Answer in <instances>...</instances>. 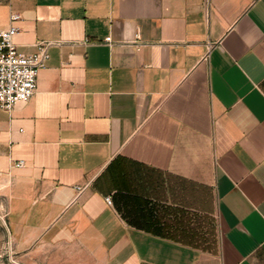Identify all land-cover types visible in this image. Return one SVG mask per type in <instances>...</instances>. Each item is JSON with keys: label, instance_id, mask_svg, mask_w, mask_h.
<instances>
[{"label": "crops", "instance_id": "1", "mask_svg": "<svg viewBox=\"0 0 264 264\" xmlns=\"http://www.w3.org/2000/svg\"><path fill=\"white\" fill-rule=\"evenodd\" d=\"M14 13L19 50L54 42L0 108L15 262L264 264V0H0V30Z\"/></svg>", "mask_w": 264, "mask_h": 264}, {"label": "built area", "instance_id": "2", "mask_svg": "<svg viewBox=\"0 0 264 264\" xmlns=\"http://www.w3.org/2000/svg\"><path fill=\"white\" fill-rule=\"evenodd\" d=\"M21 19V14L14 13L11 16L12 24L0 30V108L5 110H11L17 103L27 102L35 95L39 75L50 58L49 47L54 43L41 42L35 52L19 50L15 37L20 29L14 23ZM106 41L112 43V37H107ZM144 45L141 36L137 34V50L140 51ZM24 164V160H19L15 165L22 167ZM77 190L81 193L84 187H77ZM107 201L111 203L110 197H107ZM3 219L8 227V222Z\"/></svg>", "mask_w": 264, "mask_h": 264}, {"label": "rangeland", "instance_id": "3", "mask_svg": "<svg viewBox=\"0 0 264 264\" xmlns=\"http://www.w3.org/2000/svg\"><path fill=\"white\" fill-rule=\"evenodd\" d=\"M0 183V264H17L15 261L14 244L9 236V230L4 222L8 221L5 204L6 188Z\"/></svg>", "mask_w": 264, "mask_h": 264}]
</instances>
